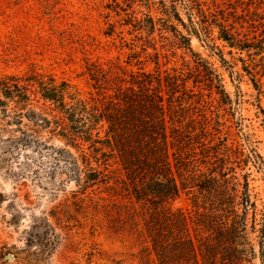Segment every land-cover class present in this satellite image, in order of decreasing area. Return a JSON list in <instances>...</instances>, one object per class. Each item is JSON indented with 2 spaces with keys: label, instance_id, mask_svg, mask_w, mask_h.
<instances>
[{
  "label": "rangeland",
  "instance_id": "obj_1",
  "mask_svg": "<svg viewBox=\"0 0 264 264\" xmlns=\"http://www.w3.org/2000/svg\"><path fill=\"white\" fill-rule=\"evenodd\" d=\"M184 2L198 24L187 19L182 0H0V81L17 84L28 95L26 103L52 122L34 127L22 117L19 124L16 115L25 105L16 97H1L6 111L0 107V264H154L153 254L143 250L150 210L128 193L116 157H107L101 183L85 190L76 185L66 152L86 172L83 155L93 156L92 148L71 147L56 135V122L64 124V117L40 97L34 78L67 83L87 105H101L112 89L124 90L133 73L150 74L154 86L160 78L163 90L166 80H184L180 101L172 106L175 119L193 118L221 149L219 156L223 145L230 148L228 172L239 183L237 190L247 182L256 230L264 224V50L230 48L212 24L221 22L241 38L256 36L264 28V0ZM176 33L188 37L191 51L179 44ZM207 69L219 75L228 98L203 84ZM28 127L35 129L39 144L5 151L8 139ZM202 148L195 147L196 160L188 164L190 172H183L185 180L193 167L205 171ZM97 159L102 169L104 157L97 154ZM205 201V191L185 188L164 209L182 212L193 226L190 220L205 213ZM195 227L190 234L199 232ZM259 235L248 230L256 255L242 264H263Z\"/></svg>",
  "mask_w": 264,
  "mask_h": 264
},
{
  "label": "trees",
  "instance_id": "obj_2",
  "mask_svg": "<svg viewBox=\"0 0 264 264\" xmlns=\"http://www.w3.org/2000/svg\"><path fill=\"white\" fill-rule=\"evenodd\" d=\"M184 1L187 19L194 26L198 23L193 20L191 8ZM176 20L185 25L178 15ZM212 24L218 28L219 39L230 48L248 52L251 49L264 50V28L256 36L241 38L221 22L215 20ZM151 25L153 27L152 21ZM197 30L195 36L199 39ZM175 37L181 46L191 51L187 36L176 33ZM207 71L210 75L203 76V84L221 97L228 98L219 75L212 69ZM152 79L150 74L143 72L130 74L124 90L112 89V93L107 94L108 100L101 105H87L71 92L67 83L54 85L34 78V87L38 89L40 97L55 106L64 117V124L56 122V126L60 127L56 135L71 147L78 149V146L87 144L92 148L93 156L83 155L86 172L81 170L76 156L63 150L70 158L67 160L71 167L70 179L82 190L93 187L106 178L103 172L108 166L107 157H116L128 193L136 203L150 210L151 222L145 221L148 245L143 250L147 256L153 254L154 264H242L248 257L256 255L255 246L248 238V230L260 232L257 246L264 264V224L256 230V207L250 200L247 182L243 190H237L239 183L228 172L225 159L229 157L230 148L223 145V152L219 156L221 149L212 144L213 138H206L202 126L196 125L193 118L186 121L175 119L178 116L174 114L172 106L179 97L177 93L180 85L184 86V80L181 79L180 84L174 81L170 84L166 80L163 90L161 79H156L155 86ZM162 92L167 96L164 97ZM1 97L10 101L16 97L15 102L25 105V108H21L25 109L24 113L16 115L17 123H21L22 117L34 127L52 123L36 112L31 103H26L28 95L20 92L17 84L0 81V107L6 111ZM65 97L69 100L65 101ZM35 132L31 127L18 129L19 136L8 139L5 151L11 146L23 149L30 144H39ZM197 144L203 146L199 154L205 171L193 167L191 174L187 175L189 179L185 180L183 172H190L187 167L196 160ZM97 154L104 157L102 169ZM91 158L95 167L91 164ZM193 187L205 191L207 201L201 206L205 213L198 214L195 221L190 220L199 229L198 233L192 235L189 228L193 226L189 225L186 216L182 212L171 211L169 207L164 209V205L176 198L181 190ZM193 205L197 207L198 203L193 202ZM249 212L253 214L250 229ZM35 236L41 239V235Z\"/></svg>",
  "mask_w": 264,
  "mask_h": 264
},
{
  "label": "water",
  "instance_id": "obj_3",
  "mask_svg": "<svg viewBox=\"0 0 264 264\" xmlns=\"http://www.w3.org/2000/svg\"><path fill=\"white\" fill-rule=\"evenodd\" d=\"M7 258H12V256L8 254V255H7Z\"/></svg>",
  "mask_w": 264,
  "mask_h": 264
}]
</instances>
